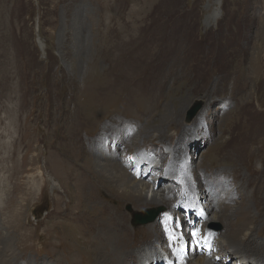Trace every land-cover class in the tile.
I'll return each mask as SVG.
<instances>
[{
	"label": "rangeland",
	"instance_id": "1",
	"mask_svg": "<svg viewBox=\"0 0 264 264\" xmlns=\"http://www.w3.org/2000/svg\"><path fill=\"white\" fill-rule=\"evenodd\" d=\"M122 22L127 36L140 37V41H144L136 45L141 53L157 48L152 61L150 58L141 60L140 69L143 78L148 79L152 108L138 112L133 107V112L120 117L115 107H110L105 115H100V131L103 129L104 132L107 127L121 129L126 126L129 130L125 134L129 132L136 137L135 132L143 135L142 132L148 129L147 145L140 150L150 151L155 159L172 160V152L177 146L190 147L183 154L187 161L183 167L189 174L157 177L150 173L146 176L156 190L164 187L174 193L180 191L172 208L175 209L174 216L179 215L183 220L187 219L186 214L177 210L182 197L185 204L195 207L197 201L206 210L212 203L208 195L202 198L197 196L199 192L191 195L188 186L181 189L173 180L177 178L184 184L188 175L193 173L195 176L204 155L207 160L215 156L205 168L199 169L203 179H208V172L219 166L224 167L225 173L214 178L221 181H232L231 176L236 175L238 182L242 183L246 177L243 170L228 165L232 162H226L219 150L232 144L248 143L242 134L244 128L250 127L255 110H261L264 115V0H0V225L4 228L3 235L8 231L12 232L11 236L18 232L19 245L45 241L40 237L42 232L53 234L60 229L59 226L52 227V223L58 221V212L68 211L75 205L74 200L63 194L66 184H70L68 176L59 174L56 169L59 161L62 167L67 154L73 156L68 148L74 137L71 122L78 120L84 136L89 129L88 122L80 118L83 99L75 89H85L90 62L87 56L97 52L98 41L104 45L107 27H121ZM168 33L177 36L175 41L183 35L191 39V44H185L187 50L182 52L198 51V57L203 58L201 51L205 52L207 47L208 58H204L207 64L202 68L194 66L193 73L187 72L181 62L172 60L166 62L171 71L164 78L166 74L155 63L164 52L162 35ZM154 36L155 43H152L150 39ZM225 52L226 56L223 55ZM102 64L105 66L104 60ZM69 77L80 85L75 87ZM95 93L91 97L96 98ZM67 97L69 104L66 108H59L58 101ZM178 109L181 114L177 115L175 122L183 121L182 125H172L159 132ZM105 134L111 138L118 135ZM121 138L122 135L118 139ZM176 138V143L170 144ZM124 142L114 160L130 167L126 159L130 160L136 154L128 149L131 143ZM105 144L110 146L108 141ZM253 144H264V131ZM259 153L264 155L263 150ZM254 164L258 167L261 164L258 152L250 155V167ZM58 177L66 180L61 179L64 187L59 185ZM238 201L240 197L229 204L222 199L224 208H217L230 210ZM258 206L262 213L258 222L262 224L264 205ZM130 207L124 206L123 211H131ZM166 209L168 206L161 204L138 216L145 217L151 210L150 221H154L160 217L155 211L161 213ZM6 212L17 217L12 219ZM212 216L210 214L207 219ZM226 220L223 216L221 221L211 220L207 225L212 229L219 227V236H224L223 223ZM130 221L133 228L138 224L133 218ZM143 221L145 219L139 220L142 224L138 225H145ZM156 222L159 223L158 218ZM157 225L163 234L160 240L131 235L133 256L160 251L170 263L167 258L171 256L164 246L167 230ZM221 252L222 249L217 253ZM234 260L223 259L224 264H233Z\"/></svg>",
	"mask_w": 264,
	"mask_h": 264
},
{
	"label": "bare ground",
	"instance_id": "2",
	"mask_svg": "<svg viewBox=\"0 0 264 264\" xmlns=\"http://www.w3.org/2000/svg\"><path fill=\"white\" fill-rule=\"evenodd\" d=\"M84 35L85 33H82V36ZM131 37L133 36H127L124 33L123 22L121 27L108 26L107 34L104 37V45L98 41L96 43L98 46L97 52H94L93 56L90 53L87 56L90 62L88 63V70H86L88 81L84 85L85 89H75V91L78 90L83 99L82 112L80 111L81 114L79 115L81 119L88 122L89 132L87 131L84 136L83 127L79 125L78 120L74 119L70 124L74 134V137H72L73 142H70L73 144H68L69 151L74 157L67 154L62 167L60 168V161L56 165L59 174L62 173L69 178L68 182L70 184L66 182L67 187L64 181L61 180L64 178L59 179L58 177L57 179L60 186L64 185L67 188L65 189L63 186V194L74 200L75 205L71 206L68 211L58 212V221L53 222L52 227L59 226L60 229L53 234L50 231L47 233L42 232L40 237L45 239L43 242L30 241L19 245L17 243L18 232L11 236L12 232L8 231L3 235L2 229L4 228L1 224L0 264H161L160 261L164 264L167 263L166 258L160 251H151L137 257L133 256V243L131 241L132 234L142 236L147 240L155 238L160 240L163 234L157 228V224L161 223V218L165 215L159 214L160 217H157L159 223L156 222V218L145 225L135 224L134 228L130 225V220L132 218L136 219L148 208L161 204L168 206L165 211L174 214L175 209L172 208V204L176 193L164 187L161 190H156L154 185L147 181L148 177L133 172V165L125 167L124 163H116L114 159L118 157L117 154L123 147L124 139V143H131L127 144L128 149L133 151L136 158L141 160L142 173L151 169V173L157 177H165V174L168 177L173 174L181 176L189 174L186 173L188 172L185 169L186 167H183V165H187L183 154L190 147L183 144H180L182 147L177 146L172 152L174 158L172 160L155 159L152 158L150 151L143 152L140 150L143 145H147L145 136L149 134L148 129L142 132L143 135L135 132L136 137H133L132 133L125 134L129 130L126 126H122L121 129L120 127L115 129L107 127L105 129L109 130L105 131L104 129L103 132V129L100 131V125H98V121L102 117L100 115H105V111L110 107H115L114 110H117L121 114L120 117H123L124 113L133 112V107L141 112L143 108L148 111L152 106L149 97L148 79L143 78L140 69L143 64L141 60L150 58L152 61L154 59L153 55L157 54V48L155 50L154 48L147 49V52L141 53L136 45H140L144 41H140V37ZM162 37L164 42L161 45L164 46V52L158 56L155 64L161 68L162 73L166 74L164 78L171 71V68L166 66V62H172V60L181 62L187 72L190 70L193 73L194 66L202 68L207 64L204 59L208 58L205 53H209L207 47L205 52L201 51L202 58L198 57V51L182 52V50H187L186 43L191 44V39L186 35H183L177 41H175L177 36L170 33L165 36L162 35ZM155 38L156 36L150 39V42L155 43L153 41ZM99 53L102 56H99ZM223 55L226 56L227 52ZM102 60H104L105 66L102 64ZM100 69H102L101 72H99ZM69 78L75 84V87L80 85L72 77ZM93 93L97 95L96 98L91 97ZM58 102L60 104L59 108L60 106L66 108L70 99L67 97V99ZM180 112L181 109L176 110L170 120L166 121V124L159 129V132L162 133L163 129H168L172 125L181 126L183 121L175 122V118L178 114H181ZM250 122V127H245L242 132L243 136L249 140L248 143L232 144L231 147L219 150V154L226 162H232L228 165L245 172L246 177L242 183L238 182L236 175H230L233 180H227L226 182L221 181L220 178H214L217 174L225 173L224 167L221 166L217 168L219 170L209 171L210 175L207 174L208 179L200 177L202 173L199 169L205 168V164L210 163L215 156L213 155L207 160L204 155L199 167L195 170V176L191 173L188 175V180H185L183 184V186H188L191 195L195 196L199 192L198 197L202 198L208 195L212 201L207 212L208 216L210 214L213 216L202 222H197V225L202 224L208 229L214 230L207 225L211 220L221 221L223 216L227 219L223 223V231L226 232L224 236L212 232L215 235L216 246L222 249L221 253H217L221 256V260L212 264H224L223 259L227 260L228 257L229 259H235L233 264H264V223L260 224L258 222V220L261 221L262 214L258 205H264L262 204L264 199V155L259 153L260 150L264 152V144L260 146L253 144V141L259 140L261 133L264 131L263 112L259 109L255 110ZM95 130L96 132H94ZM105 133H118V135L111 138ZM121 135L122 138L118 139ZM126 136L127 139H125ZM105 141H108L110 146H107ZM175 141H177V138L174 143L170 144H175ZM113 145L115 147L112 148ZM153 149L155 150L154 147ZM256 152H258L261 164L259 167L256 164L250 167V155ZM60 153L63 152L60 151ZM82 159L84 163H82ZM153 159L154 161H152ZM52 169L55 168L52 167ZM52 178L50 177V179ZM170 186L168 187L171 188ZM228 189H231L229 193H227ZM238 197H240V201L235 204L233 209L218 210L224 208L222 199L228 203L235 202ZM252 202H254V205ZM126 205L131 206V211H123ZM191 206L193 207V205ZM191 209L194 211L195 207ZM155 213L158 212L155 211ZM6 214H9V212H6ZM8 216L12 219L17 217L14 213H10ZM147 216H149L148 213ZM147 216H138L137 219L141 220ZM13 224H15L14 221ZM210 238H213V236L210 235ZM189 255L188 264H211L213 259V256H207L198 251L195 255L192 252Z\"/></svg>",
	"mask_w": 264,
	"mask_h": 264
},
{
	"label": "clouds",
	"instance_id": "3",
	"mask_svg": "<svg viewBox=\"0 0 264 264\" xmlns=\"http://www.w3.org/2000/svg\"><path fill=\"white\" fill-rule=\"evenodd\" d=\"M164 212V211H163ZM163 212H161V213H163ZM208 213V212H207ZM158 214H160V213H158ZM174 215V214H173ZM158 216V215H157ZM156 216V217H157ZM208 217V216H207ZM207 218H205V219H202V218H200V219H195V222L193 223V221L191 220V221H188L187 219H181L180 217H179V215L176 217L175 216V220H179L180 221V228L182 227V230L180 229V231H181V233L183 232L184 233V235H185V237H189L188 235H189V233H188V231H189V229H188V227L189 228H195V227H197V228H200V230H201V232H202V235L203 236H206L207 238L208 237H210V235H212L213 236V238H212V240H213V243H214V245H213V243H212V248H211V250L210 251H208L207 249H198L197 248V246H193L194 247V251L192 252L193 253V255H195L196 254V252L198 251V252H202V253H204V254H206L207 256H213V259H212V262H211V264L212 263H217V261H220L221 260V256L220 255H218L217 254V252L218 251H220V249L216 246V244H215V239H214V237H215V235L212 233V232H217V233H219V227H215L214 228V230H210V229H208L206 226H204V225H202V224H199V225H197V222L198 221H204V220H206ZM218 230V231H217ZM190 238V237H189ZM189 244V243H188ZM191 252V251H190ZM227 260H231L232 261V259H229V257H228V259ZM188 261H189V257L187 258V261H186V264H188ZM228 262V261H227ZM160 263L162 264L163 262L162 261H160ZM239 264H242V263H239Z\"/></svg>",
	"mask_w": 264,
	"mask_h": 264
},
{
	"label": "water",
	"instance_id": "4",
	"mask_svg": "<svg viewBox=\"0 0 264 264\" xmlns=\"http://www.w3.org/2000/svg\"><path fill=\"white\" fill-rule=\"evenodd\" d=\"M189 116H191V114H190ZM151 213H152V211L149 210V212H148L149 216H147L146 218H144V219H145V221H143L144 223H147V222H149V221L152 219V218H150V214H151ZM153 214H155V213H153ZM157 214H158V213H157ZM157 214H156V215H157ZM156 215H155V216H156ZM136 222H137L138 224H142V223H139V219H135V223H136ZM141 222H142V221H141ZM138 224H137V225H138Z\"/></svg>",
	"mask_w": 264,
	"mask_h": 264
}]
</instances>
